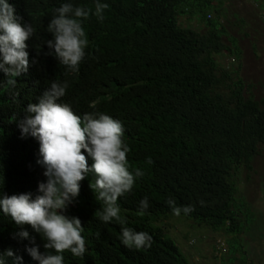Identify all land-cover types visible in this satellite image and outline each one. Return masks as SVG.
Returning a JSON list of instances; mask_svg holds the SVG:
<instances>
[{
    "label": "trees",
    "instance_id": "1",
    "mask_svg": "<svg viewBox=\"0 0 264 264\" xmlns=\"http://www.w3.org/2000/svg\"><path fill=\"white\" fill-rule=\"evenodd\" d=\"M8 2L19 22L35 29L26 43L30 61L38 63L16 78L15 87L7 85L0 71V197L31 193L35 199L41 194L39 184L47 178L37 163L40 144L30 135L22 137L18 121L54 80L68 82L59 102L76 114L104 113L122 123L123 140L131 149L129 170L144 173L132 192L118 200L127 221L123 226L94 216L102 209L89 187L95 174L81 182L79 196L64 214L82 221L87 250L82 258L64 252V264H187L175 243L150 224L155 216L173 214L169 198L181 208L194 206L191 213H181L186 219L236 238L250 212L234 198V176L240 167L249 170L252 157L264 147V97L256 98L253 85L239 76L241 50L233 38L227 40L230 46L222 43L223 13L208 9L216 6L212 0H100L109 8L102 21L94 14L83 21L89 43L77 73L46 55L54 51L45 43L53 38L48 24L63 3L94 12L96 0ZM261 7L260 12L264 1ZM181 16L204 31L179 26ZM259 19L264 21V16ZM223 53L232 57L229 69L215 61V55ZM84 154L91 167L93 158ZM145 197L149 206L140 216ZM122 227L149 233L151 248L126 247ZM21 230L35 237V245L15 236ZM45 242L30 225H17L0 209V253L11 249L22 257L20 264H39L26 249L39 245L46 253ZM3 259L13 264L12 258Z\"/></svg>",
    "mask_w": 264,
    "mask_h": 264
},
{
    "label": "clouds",
    "instance_id": "2",
    "mask_svg": "<svg viewBox=\"0 0 264 264\" xmlns=\"http://www.w3.org/2000/svg\"><path fill=\"white\" fill-rule=\"evenodd\" d=\"M108 8L109 5L100 0H96L94 12L91 8L74 6L70 2L56 8L47 28L53 38L45 42L54 51L46 55H53L68 71L79 72L89 43L83 21L92 14L102 21ZM34 32L31 23L22 25L19 22L8 0H0V71L8 78L6 83L9 86L15 87L16 78L28 73L30 67L38 63L37 60L30 61L27 51L26 41ZM35 83L38 85L39 81ZM68 87L67 81H52L38 103L28 104V115L18 121L22 137L30 135L40 144L41 159L37 163L45 169L43 175L47 178L46 182L39 184L41 194L35 199L31 193L0 197V209L6 216H10L17 225H30L46 241V253L39 251V245L26 249L39 264H64V252H70L74 257L85 255L87 249L82 236V221L64 213L74 204L81 182L88 178L89 173L95 174L89 187L96 200L102 202V209L97 210L94 216L104 223L115 220L122 226L127 221L120 214L118 200L131 193L136 178L144 175L139 168L134 173L129 170L127 154L131 149L123 140L122 123L104 113H85L82 117L76 114L69 104L59 102ZM85 151L94 160L91 167ZM147 162L152 163L150 157ZM167 204L176 216L194 211V206L181 208L171 198ZM148 206V198L145 197L140 201L138 215L143 216ZM121 231V241L129 249L151 248L153 237L149 233L129 227H122ZM15 236L28 239L35 245V237L26 230ZM4 256L12 258L13 264H20L22 260L8 249L0 253V264H5Z\"/></svg>",
    "mask_w": 264,
    "mask_h": 264
},
{
    "label": "rangeland",
    "instance_id": "3",
    "mask_svg": "<svg viewBox=\"0 0 264 264\" xmlns=\"http://www.w3.org/2000/svg\"><path fill=\"white\" fill-rule=\"evenodd\" d=\"M212 3L216 6L209 5V10L223 13L219 19L224 29L222 43L230 46L227 40L233 38L241 50L239 76L253 85L251 92L256 98L264 97V21H259L262 2L254 7L247 5V0H212ZM239 18L244 23H237ZM177 23L199 33L204 31L187 16L178 17ZM231 58L226 53L215 55L216 63L224 69L232 65ZM249 166V170L240 167L234 176V198L250 212L236 238L222 231L213 232L181 215L152 218L155 221L150 224L161 228L175 243L187 264H264V147L258 149Z\"/></svg>",
    "mask_w": 264,
    "mask_h": 264
},
{
    "label": "crops",
    "instance_id": "4",
    "mask_svg": "<svg viewBox=\"0 0 264 264\" xmlns=\"http://www.w3.org/2000/svg\"><path fill=\"white\" fill-rule=\"evenodd\" d=\"M237 1H243V0H237ZM259 2H263L264 0H258ZM259 2H253V0H247V5H250V7H254L255 5L259 4ZM264 12V11H261L260 12V16H261V13ZM259 16V17H260ZM239 19H242V18H239Z\"/></svg>",
    "mask_w": 264,
    "mask_h": 264
},
{
    "label": "built area",
    "instance_id": "5",
    "mask_svg": "<svg viewBox=\"0 0 264 264\" xmlns=\"http://www.w3.org/2000/svg\"><path fill=\"white\" fill-rule=\"evenodd\" d=\"M261 15H262V17L264 16V14H263V13H262Z\"/></svg>",
    "mask_w": 264,
    "mask_h": 264
}]
</instances>
